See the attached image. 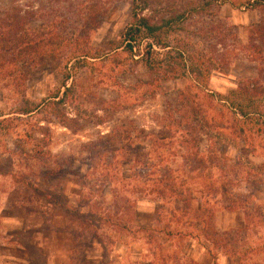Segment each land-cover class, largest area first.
<instances>
[{
    "label": "trees",
    "instance_id": "16d2710c",
    "mask_svg": "<svg viewBox=\"0 0 264 264\" xmlns=\"http://www.w3.org/2000/svg\"><path fill=\"white\" fill-rule=\"evenodd\" d=\"M119 2L128 4L130 19L116 45L111 44L113 55L120 51L143 75L154 77L151 81L156 85L185 80L188 86L166 103L159 132L135 128L111 130L97 143L85 146L90 147V152L100 146L97 156L103 162L99 164V176L108 184L126 182L134 186L136 193L154 195L153 199L161 202L158 217L166 213L168 222L173 224L172 231L166 229L168 237H185L198 244L205 242L210 245L207 250L213 258L212 249L241 262L256 255L264 257V234L259 244L242 250L235 242L247 237L245 228L224 233L214 229L210 203L214 205L215 196L227 193V184L222 182L223 173L212 180V170L216 167L205 157L206 150H201L203 140L211 139L216 131L211 127L212 103L227 115L235 114L249 121L250 117H258L264 127V0H0V81L14 76L11 83L1 87L9 92L12 89L22 102L11 115L28 117L47 111L59 126L74 133L76 129L70 126L64 112L73 90L71 71L76 65L86 66L89 60L107 55L97 58L92 54L88 35L98 30L108 8ZM226 4L260 9L262 15L246 28L236 27L220 19L214 11ZM209 8L214 9L210 12ZM241 59L255 64V78L240 80L225 96L210 92L211 76L226 75L231 65ZM47 70L55 75L59 86L41 103L33 104L25 96L27 84L35 74ZM154 93L149 91L150 96ZM11 121L12 118H5L0 124L6 127ZM38 130L40 138L35 142L47 147L49 130L40 126ZM147 142L154 151L173 149L170 156L177 158L176 165L161 171L159 165L163 160L157 159L159 162L154 165L143 163ZM128 155H133L135 167L130 168L129 177L123 178L121 169L115 170L116 166L110 169L107 161ZM247 169V177L258 182L264 180V164H249ZM194 194L200 196L198 209L192 207ZM169 204L173 208L165 209L164 205ZM233 205L227 209L236 210ZM72 214L81 215L77 210ZM256 216L264 226V213L257 210ZM112 218L99 220L121 231L128 230L122 221ZM247 231L250 232L249 228Z\"/></svg>",
    "mask_w": 264,
    "mask_h": 264
},
{
    "label": "rangeland",
    "instance_id": "374dc122",
    "mask_svg": "<svg viewBox=\"0 0 264 264\" xmlns=\"http://www.w3.org/2000/svg\"><path fill=\"white\" fill-rule=\"evenodd\" d=\"M213 9L209 8L208 11L212 12ZM214 11L220 19L242 28L256 23L262 15L260 9H249L242 5L231 7L226 4ZM129 19L130 9L126 2L112 4L98 30L88 35L92 54L97 58L107 55L89 60L86 66L76 65L71 71L73 90L64 112L70 126L76 129L74 133L59 126L47 111V115L41 111L28 117L11 115L21 107V98L13 94L12 89L10 93L1 86L6 82L11 83L14 76L0 81V122L5 118L13 119L6 127L0 124V205L24 207L33 214L53 217L57 225L68 224L71 237L80 236L82 248L88 253H93V248L97 251L99 246L103 250L111 249L112 253L114 248L108 245L128 241L132 243L131 251L134 253L146 248L157 258L175 256L179 260L177 264H193L185 260L190 246L194 244L207 250L210 245L205 242L198 244L185 237L166 236V229L172 231L173 224L168 222L166 213L162 212L158 217L161 202L153 199L154 195L134 192L132 184L120 181L108 184L100 177L99 164L103 162V158L97 156L100 146L94 147L95 150L91 152L90 147L85 148L97 143L111 130L128 131L135 128L159 132L166 103L188 86L185 80L156 85L151 81L154 77L143 75L120 51L113 55L111 44L116 45L119 41V34ZM255 76V64L241 59L231 65L226 75L213 74L208 82V90L215 95L225 96L236 88L240 80ZM58 86L59 81L50 70L38 72L28 82L25 96L29 102L39 104ZM152 90L155 91L154 96L149 95ZM210 108L211 127H215L216 131L211 139L203 140L201 150H206L205 157L216 167L212 170V180L223 173L222 182L227 184V193L215 196L214 205L210 203L213 226L220 233L229 230L240 232L245 228L247 237L235 242V245L242 250L253 248L264 234V226L256 216L257 210L264 213V180L258 182L254 177H247L245 172L249 171V164H264L262 120L250 117L249 121L234 113L227 115L214 103ZM38 126L49 130L47 147L35 142L40 138ZM146 144L147 156L142 159L143 163L154 165L163 160L159 165L161 171L166 166L171 168L176 165L177 158L170 156L173 149L154 151L148 142ZM40 150L41 153H38ZM133 158V155H128L107 162L110 169L113 166H116L115 170L120 168V174L127 178L130 168L135 167ZM260 174L263 176L262 172ZM193 197L192 207L198 209L200 196L194 194ZM233 204L236 210L227 209ZM164 208L171 209L173 205H164ZM74 210L81 215L72 214ZM106 216L122 221L128 230L121 231L99 220ZM212 251L215 258H229L233 260L232 264H264L263 256L256 255L241 262L236 257L222 255L217 249ZM181 258L184 261L180 262Z\"/></svg>",
    "mask_w": 264,
    "mask_h": 264
},
{
    "label": "crops",
    "instance_id": "0c3cea01",
    "mask_svg": "<svg viewBox=\"0 0 264 264\" xmlns=\"http://www.w3.org/2000/svg\"><path fill=\"white\" fill-rule=\"evenodd\" d=\"M10 212L4 214V212ZM59 218V217H58ZM63 219V218H62ZM55 224L47 214H33L24 207L0 205V264H177L175 256L158 258L146 248L131 251V242H114V248L99 246L93 253L82 248L80 236L71 237L68 224ZM97 244H100L96 242ZM173 243V241H172ZM97 252V254H96ZM188 263L232 264L231 259L211 257L208 250L194 244L186 252ZM184 258L180 259V262Z\"/></svg>",
    "mask_w": 264,
    "mask_h": 264
}]
</instances>
